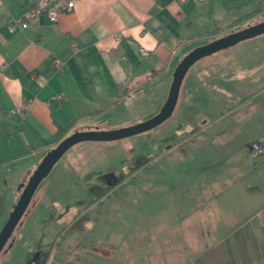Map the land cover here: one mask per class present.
<instances>
[{
    "label": "rangeland",
    "instance_id": "374dc122",
    "mask_svg": "<svg viewBox=\"0 0 264 264\" xmlns=\"http://www.w3.org/2000/svg\"><path fill=\"white\" fill-rule=\"evenodd\" d=\"M261 13L243 27L263 22ZM235 55L241 64L264 66V34L216 56L230 65ZM212 58L188 71L176 109L161 125L69 149L40 184L0 264L90 258L96 249L91 244L98 241L116 245L114 264H165L169 250H182L184 241L190 254L210 262L264 264V154L253 159L244 144L262 143L264 96L253 101L249 114L235 111L241 97L237 84L221 86L212 77L216 86L207 88L197 69ZM171 81L164 77L148 84L129 98L122 118L92 129L151 119L165 103ZM228 109L234 111L225 115ZM79 127L75 132L91 129ZM82 217L81 227L73 228Z\"/></svg>",
    "mask_w": 264,
    "mask_h": 264
},
{
    "label": "crops",
    "instance_id": "0c3cea01",
    "mask_svg": "<svg viewBox=\"0 0 264 264\" xmlns=\"http://www.w3.org/2000/svg\"><path fill=\"white\" fill-rule=\"evenodd\" d=\"M29 2L0 0V229L37 166L64 138L79 126H111L132 95L164 77L173 80L193 49L245 28L264 12V0H80L57 23L40 17L13 29ZM217 54L197 68L204 84L215 87L212 77L221 86L235 83L241 93L235 111L255 108L253 101L264 96V66L241 64L236 55L233 64H222ZM255 143L244 144L250 152ZM181 247L170 249L163 263L231 264L229 258L195 257L185 241ZM93 248L90 258L66 255L58 263L114 264L116 245L98 241Z\"/></svg>",
    "mask_w": 264,
    "mask_h": 264
},
{
    "label": "water",
    "instance_id": "95a60500",
    "mask_svg": "<svg viewBox=\"0 0 264 264\" xmlns=\"http://www.w3.org/2000/svg\"><path fill=\"white\" fill-rule=\"evenodd\" d=\"M264 34V21L253 26L236 30L230 34L217 38L209 43L196 47L189 52L177 65L173 73V80L168 97L161 110L151 119L115 130L78 131L64 138L56 147L50 150L42 159L0 230V255L10 242L16 228L25 215L30 203L42 181L50 174L58 161L73 146L85 142H113L150 131L168 120L174 113L183 81L188 71L200 60L227 50L243 41L253 39Z\"/></svg>",
    "mask_w": 264,
    "mask_h": 264
},
{
    "label": "built area",
    "instance_id": "2783aa9c",
    "mask_svg": "<svg viewBox=\"0 0 264 264\" xmlns=\"http://www.w3.org/2000/svg\"><path fill=\"white\" fill-rule=\"evenodd\" d=\"M80 0H30L28 9L24 13V15L15 20L12 28L13 29H25L28 26L27 21L34 19L45 17L48 19L50 23H57L60 16L64 13H70L75 10L77 3ZM181 2H185L186 0H179ZM203 1V0H201ZM76 49V44H73ZM145 54L146 52L142 50ZM56 64H60L59 60L55 61ZM18 113H23V109L19 108L16 110ZM1 123V116H0ZM264 154V144H252L250 147V157L253 159L258 158L260 155Z\"/></svg>",
    "mask_w": 264,
    "mask_h": 264
},
{
    "label": "trees",
    "instance_id": "16d2710c",
    "mask_svg": "<svg viewBox=\"0 0 264 264\" xmlns=\"http://www.w3.org/2000/svg\"><path fill=\"white\" fill-rule=\"evenodd\" d=\"M196 131H199L198 129H196V130H194L193 132H196ZM3 202V201H2ZM2 204L3 203H1L0 205H1V207L0 208H2ZM1 211V210H0ZM83 223V217L82 218H80V219H78L74 224H73V228H75V227H81V224Z\"/></svg>",
    "mask_w": 264,
    "mask_h": 264
}]
</instances>
